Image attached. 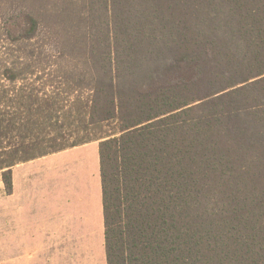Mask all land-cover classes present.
<instances>
[{
	"label": "trees",
	"instance_id": "obj_1",
	"mask_svg": "<svg viewBox=\"0 0 264 264\" xmlns=\"http://www.w3.org/2000/svg\"><path fill=\"white\" fill-rule=\"evenodd\" d=\"M84 8L106 30L88 33L84 67L61 84L88 90L85 100L0 86L5 191L17 161L98 141L106 264H264V0ZM26 22L11 40L32 38L37 20Z\"/></svg>",
	"mask_w": 264,
	"mask_h": 264
},
{
	"label": "crops",
	"instance_id": "obj_2",
	"mask_svg": "<svg viewBox=\"0 0 264 264\" xmlns=\"http://www.w3.org/2000/svg\"><path fill=\"white\" fill-rule=\"evenodd\" d=\"M0 171V264H106L99 143Z\"/></svg>",
	"mask_w": 264,
	"mask_h": 264
},
{
	"label": "rangeland",
	"instance_id": "obj_3",
	"mask_svg": "<svg viewBox=\"0 0 264 264\" xmlns=\"http://www.w3.org/2000/svg\"><path fill=\"white\" fill-rule=\"evenodd\" d=\"M28 16L36 19L38 24L32 38L11 40L12 35L28 30ZM102 30L106 29L96 25L90 28L84 0H0V86L9 93L21 84L27 89L34 88L39 95H59L61 98L68 95L70 99L79 96L85 100L89 96L88 90L67 93L61 82L64 78H71L66 73L69 70L77 75L84 67L81 52L89 43L88 33L93 34V39L101 38ZM70 48L77 50L73 58L59 56L60 49ZM5 66L23 69L24 78L16 81L14 86L2 75ZM98 131L94 129L87 133L80 130L78 137L66 131L65 137L56 140L53 145H70L80 139L97 136Z\"/></svg>",
	"mask_w": 264,
	"mask_h": 264
}]
</instances>
